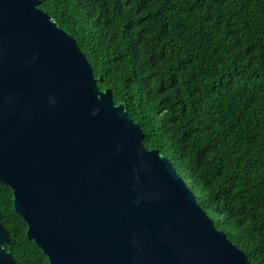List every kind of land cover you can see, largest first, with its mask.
Instances as JSON below:
<instances>
[{
	"label": "water",
	"instance_id": "95a60500",
	"mask_svg": "<svg viewBox=\"0 0 264 264\" xmlns=\"http://www.w3.org/2000/svg\"><path fill=\"white\" fill-rule=\"evenodd\" d=\"M40 0H0V181L50 264H251ZM0 211V264H17Z\"/></svg>",
	"mask_w": 264,
	"mask_h": 264
},
{
	"label": "trees",
	"instance_id": "16d2710c",
	"mask_svg": "<svg viewBox=\"0 0 264 264\" xmlns=\"http://www.w3.org/2000/svg\"><path fill=\"white\" fill-rule=\"evenodd\" d=\"M199 204L264 264V0H40ZM17 264H50L0 181Z\"/></svg>",
	"mask_w": 264,
	"mask_h": 264
},
{
	"label": "flooded vegetation",
	"instance_id": "af4514ba",
	"mask_svg": "<svg viewBox=\"0 0 264 264\" xmlns=\"http://www.w3.org/2000/svg\"><path fill=\"white\" fill-rule=\"evenodd\" d=\"M14 206V205H13ZM2 216V215H1ZM3 220V219H2ZM5 224V223H4ZM6 226V225H5ZM7 227V226H6ZM9 230V229H8ZM11 236V235H10ZM12 238V237H11ZM13 240V239H12ZM13 242V241H12ZM9 244H11V243H9ZM7 243L5 244V246H6V248H7ZM8 249V248H7ZM9 250V249H8ZM10 251V250H9Z\"/></svg>",
	"mask_w": 264,
	"mask_h": 264
}]
</instances>
